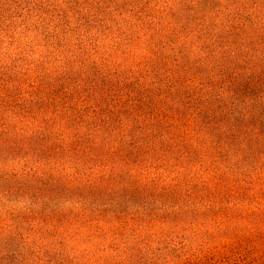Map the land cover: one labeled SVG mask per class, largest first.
Returning <instances> with one entry per match:
<instances>
[{"label":"trees","instance_id":"obj_1","mask_svg":"<svg viewBox=\"0 0 264 264\" xmlns=\"http://www.w3.org/2000/svg\"><path fill=\"white\" fill-rule=\"evenodd\" d=\"M0 264H264V0H0Z\"/></svg>","mask_w":264,"mask_h":264}]
</instances>
